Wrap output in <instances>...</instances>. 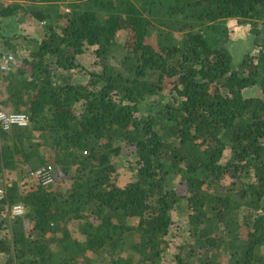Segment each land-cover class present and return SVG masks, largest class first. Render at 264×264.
Masks as SVG:
<instances>
[{
	"label": "trees",
	"instance_id": "16d2710c",
	"mask_svg": "<svg viewBox=\"0 0 264 264\" xmlns=\"http://www.w3.org/2000/svg\"><path fill=\"white\" fill-rule=\"evenodd\" d=\"M9 1L0 57L16 62L0 70V109L30 124L0 131V228L12 234L0 264H264V0H79L67 13L58 0ZM21 11L45 21L40 40L1 34ZM230 20L254 34L255 52L239 61ZM120 32L121 66L111 62ZM126 151L135 163L122 183ZM22 164L52 181L21 188L12 173ZM181 199L194 242L169 257ZM18 203L29 231L19 217L5 225V206Z\"/></svg>",
	"mask_w": 264,
	"mask_h": 264
},
{
	"label": "rangeland",
	"instance_id": "374dc122",
	"mask_svg": "<svg viewBox=\"0 0 264 264\" xmlns=\"http://www.w3.org/2000/svg\"><path fill=\"white\" fill-rule=\"evenodd\" d=\"M15 1H20V0H15ZM8 2H10V1L8 0L5 3H8ZM60 5L61 4L58 2V6H59L58 8H59V11L61 13L62 7H60ZM4 23H5V26H4L5 28H3V30L1 31V34H3V36H5V38L7 36L13 37L17 34H20L29 40H33V39L40 40L41 35L43 36V32H45V26H46L45 23L39 22L38 20H36L34 18H30L29 16H26L24 11H21L19 13V15L15 16V17L5 18ZM243 26H245V25H239L235 22V28L231 30L230 49L232 50L234 60H236V61H239L246 54H253L255 52L254 34L251 32V26L250 25H246L245 27H243ZM127 36L128 35H126V32H120V34L118 36V40L120 41L122 46L117 51L115 56L111 59V62L113 64L121 66L122 59H123L124 55L126 54V48L124 47V44L127 41ZM22 39L25 40L24 38H21V40ZM21 40L19 41V43L17 42V44H18L17 46H20ZM25 43L26 42H24V45H25ZM2 45H3V43L0 42V46H2ZM29 46H30V43H26V45L23 47L24 50L29 49L30 48ZM23 48H20L19 52H21V50H23ZM81 59L83 61H85V64L88 67H90V65L94 61L93 55H91L90 52L89 53L87 52L83 56H81ZM15 60H16V58H15ZM3 85H4L3 80L0 78V88L4 89ZM1 107L3 109H6V110H12L11 107H3V106H1ZM43 152H44V149H43ZM228 153H229V151L227 152V154ZM49 155H47V156H49ZM227 159L228 158L225 157V160H227ZM134 160H135V157L130 156L128 154V151H126L123 154V156H121L117 159L120 176L122 178V183L128 182L130 180V178L133 174L132 173L133 172V167H132L133 165L132 164H133ZM33 161H34V162H32L33 166L37 167L39 165L44 166V163L46 164L47 162H51L52 160H46L45 159V161L43 163H40L35 159ZM53 166L55 168L57 167V165H53ZM31 168H32L31 164H29V165L22 164L18 168V170L14 171L12 173L13 180L17 181L19 183V186L23 189H28L32 185H35L38 183L37 178L30 174ZM73 171H74V168L71 167L70 173L64 174L62 176L64 178V180L61 184V187H62L61 190L62 191H65V190L67 191L68 188L71 186L72 179L70 176H72ZM58 173H59V170H56L57 175H58ZM5 179H6L5 174L4 173H3V175L1 174L0 175V184L5 182ZM9 183H10V181H9ZM49 184H50V182L47 183V185H49ZM169 185H170V187H173V188L178 187L177 181L174 178L169 182ZM53 186H56V184ZM178 205L179 206L177 208H174L172 211V218H173L174 224L171 226V235L172 236L170 235V238H171L170 239V247H169V250H167L169 257L173 256V254L176 250L175 246L177 243L186 242V241L194 242L193 237L190 234V231L188 229L187 214L185 213L189 209L187 199L179 200ZM14 225H15V221L13 223L11 222V226L13 228H15ZM69 230H70V233H72L73 238L82 237L81 236L82 233L80 232L79 225L69 224ZM130 252H131L130 249L122 250V253L124 255L130 254ZM131 253L134 256H136V254L134 252H131ZM97 255L98 254H96L95 257ZM98 258H101V257L99 256ZM106 263L107 262H103V260L98 259L97 262L94 264H106Z\"/></svg>",
	"mask_w": 264,
	"mask_h": 264
},
{
	"label": "built area",
	"instance_id": "2783aa9c",
	"mask_svg": "<svg viewBox=\"0 0 264 264\" xmlns=\"http://www.w3.org/2000/svg\"><path fill=\"white\" fill-rule=\"evenodd\" d=\"M79 0H58L61 4V9L65 12L71 11V5L78 2ZM45 23V21H43ZM15 56L13 54H4L0 57V70H8L11 65L15 62ZM30 124V116L25 112L12 111L6 109H0V131H8L13 126H28ZM45 167H40L35 171V177L43 180L44 183L52 181L50 177H41L45 172ZM6 186V184H5ZM5 186L0 189V199L3 198L6 192ZM10 211L9 213L13 216H21L25 213V207L23 204H14L10 206L7 204Z\"/></svg>",
	"mask_w": 264,
	"mask_h": 264
},
{
	"label": "crops",
	"instance_id": "0c3cea01",
	"mask_svg": "<svg viewBox=\"0 0 264 264\" xmlns=\"http://www.w3.org/2000/svg\"><path fill=\"white\" fill-rule=\"evenodd\" d=\"M3 1H6L7 2L8 0H3ZM6 4H8V3H6ZM235 22H236V20H234V21L233 20H230L229 23H228V25H232L233 26V29H234L235 28ZM245 26H243V27H245ZM3 183H5V182H3ZM3 183L0 184V189L3 187ZM5 211H6V217H4V218H5V220H7L6 223H5V225L11 226V222L13 223L14 220H16V218H18V217H15V216H13V215H11L9 213L10 209H9L8 206H5ZM19 219L22 221V224H23V227H24L25 231H29L31 225H30L29 221H27V218L25 217V215L19 216ZM2 221H4V219H0V222H2ZM15 226H16V222H15L14 227ZM6 232H7L6 229H1L0 228V239L5 238V239H7V242H10V240H12V234L10 235V238H9L7 236V233ZM48 236H51V233L50 232L48 233ZM80 238L81 237H78V239H80ZM3 254H5V252L2 251V249L0 248V263H3L4 262V261H2V260H4V258H2V255Z\"/></svg>",
	"mask_w": 264,
	"mask_h": 264
},
{
	"label": "clouds",
	"instance_id": "9594fccd",
	"mask_svg": "<svg viewBox=\"0 0 264 264\" xmlns=\"http://www.w3.org/2000/svg\"><path fill=\"white\" fill-rule=\"evenodd\" d=\"M78 2H79V1H78ZM78 2H76V3H78ZM76 3H74V4H76ZM74 4L71 5V10H72V7H73ZM60 7H61V6H60ZM61 11H62L63 13H67V12L63 11L62 9H61ZM42 22H43V21H42ZM24 214H25V213H24ZM24 214H23V215H24ZM21 216H22V215H21ZM16 217H19V216H16Z\"/></svg>",
	"mask_w": 264,
	"mask_h": 264
}]
</instances>
